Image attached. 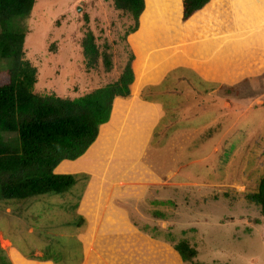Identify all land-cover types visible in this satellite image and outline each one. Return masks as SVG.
Listing matches in <instances>:
<instances>
[{"label": "rangeland", "instance_id": "1", "mask_svg": "<svg viewBox=\"0 0 264 264\" xmlns=\"http://www.w3.org/2000/svg\"><path fill=\"white\" fill-rule=\"evenodd\" d=\"M130 25L110 0H36L28 18L0 24V32L25 29L23 60L36 70L35 92L77 98L118 79L129 60L124 37ZM87 32L93 33L99 52L91 69L81 46ZM170 42L172 48L175 42ZM173 69L165 84L163 78L138 93L165 104L178 101L170 110L174 118L168 112L147 141L146 163L161 180L146 186L141 176L133 177L130 193L113 199L121 214L110 205L103 183H94L80 210L89 227L69 225L77 217L83 178L62 195L0 198V239L11 243L0 242L6 250H0V264H31L13 249L26 258L41 251L55 264L69 252L78 261L76 234H85L87 228L84 264H190L174 250L179 241L196 250L193 264H264V216L252 198L264 178V70L251 81L238 63L224 87L202 97L184 90L176 75L180 68ZM183 72L194 77L192 71ZM6 79L0 60V83ZM200 85L214 88L211 83ZM183 91L190 97H180ZM136 113L132 125L148 115ZM114 120L101 128L104 139ZM120 160L114 171L121 164L123 172V156Z\"/></svg>", "mask_w": 264, "mask_h": 264}, {"label": "trees", "instance_id": "2", "mask_svg": "<svg viewBox=\"0 0 264 264\" xmlns=\"http://www.w3.org/2000/svg\"><path fill=\"white\" fill-rule=\"evenodd\" d=\"M35 1L0 0V24L28 18ZM110 1L131 21L124 37L130 49L129 60L116 81L77 98L35 92L36 70L23 60L25 29L0 32V60L7 74L6 81L0 83L1 199L23 201L62 195L79 178L86 185L88 175L57 174L55 169L87 152L98 138L100 127L110 120L116 98L130 97L135 87L157 81L172 65H184L209 76L207 63L205 66L176 53L180 49L190 56L203 57L213 52L217 73L227 68V58L237 50L246 53L240 62L246 79L255 81V76L264 70V49L249 46L254 37L264 39V0ZM172 39L176 47L173 44L170 48ZM81 46L86 67L91 69L99 54L92 32L85 34ZM172 74L174 70L168 72L161 85ZM177 102L164 103L166 112L175 110ZM252 198L264 216V178ZM159 216V212L153 213L155 219ZM82 223L84 219L77 215L69 225L76 228ZM173 247L183 263L193 264L197 252L186 241Z\"/></svg>", "mask_w": 264, "mask_h": 264}, {"label": "crops", "instance_id": "3", "mask_svg": "<svg viewBox=\"0 0 264 264\" xmlns=\"http://www.w3.org/2000/svg\"><path fill=\"white\" fill-rule=\"evenodd\" d=\"M249 43H250L249 46H253L257 49L258 48L262 50L264 49V39L254 37L250 39ZM176 53L178 54L181 53L183 56H186L187 58H191V60H197L203 62L205 66L207 63L206 67L210 68L211 72L209 73V76L202 75L200 72H197L196 70L184 65H172V67L169 70H167L170 71L172 68H180L182 72L180 73L178 72L176 75L178 76L179 83L184 85L182 88H184V90L191 89L189 92H194L202 97L205 94H211L214 90H220L222 86L224 87L226 82L232 76L235 67L238 65V63L241 62L242 55H245V51L243 50L233 51L234 55L229 56L227 58L228 60L227 68L225 70L220 71V73H217L215 71L213 52L203 57H201L202 56L201 54H197V55L195 54L190 56L187 54L186 51L181 49L178 50ZM206 67H205V71H206ZM183 70L192 71L193 73L191 74L194 77H190V75L184 73ZM147 71L145 74L148 73ZM167 71L161 74L160 79H158L157 81L145 82L140 87L138 88L135 87L130 97L126 99L116 98L112 105V113L110 116V120L106 124L100 127L98 138L92 144V146H90L87 152L76 161L62 162L55 169V173L57 174H85L89 176V180L85 185V190L82 196L79 197L80 202L76 204V208L78 211L77 215L81 216L84 219V223L88 225V227H89V221L85 216V214L82 213L80 210L84 200L90 194L89 191L92 190L91 188L94 183L96 182H98V184L103 183L102 188L103 186H105L108 189V192L106 194H110L109 202L110 205L114 208L112 204L114 198L120 199L124 194L130 193L129 184H131V182L134 183L132 181L133 177L141 176L143 179L141 180L142 182L140 181V178L139 179L136 178V180L140 181L143 184H146V186L156 184L158 180H161V177L157 173H155L152 169H150V166L147 165L146 156H147V149L149 147L148 139H150L151 135L158 132L156 131V126L158 122H161L163 120V118L168 114V112L166 113V110L164 109L163 106L164 103L152 99H144L142 98V96H139L138 93L142 91L144 86L147 84L157 85L158 83H160L162 79L165 78L166 75L168 74ZM213 75L216 76L212 78L211 76ZM220 76L222 79L218 78ZM200 83L214 84L213 85L214 88H211L212 90L208 89V92H204L203 90L205 89L201 87ZM184 92L185 91L181 93L180 97L186 96ZM162 110L164 113L162 112ZM144 111H146L148 115L147 116L143 115L141 118L137 117L136 119H134L136 123L132 125L131 121L133 120L131 119L134 118L133 112L135 113L138 112V114L136 113V115L140 116L141 113ZM169 113H171L174 118V114L171 111H169ZM116 118L119 119L116 120ZM112 120H114L115 125L113 128H111L110 132L107 134V136L104 139L101 135V128H105L107 125H109L112 122ZM117 129H119V131H117ZM161 134L162 137L165 135L162 132ZM133 147H135L136 149L135 151ZM117 151H120L122 153L121 154L120 152H118V156H119L118 158L115 157ZM103 154L106 155V157L104 160H101L99 156ZM122 156H123L122 162L125 163V168L123 169V172L121 171V166H120L121 164L119 165V170L117 168L114 171L113 170L114 165L116 164L117 161H121L120 159ZM127 169L129 173L127 171L124 172V170ZM135 170L137 171L134 172ZM132 173L134 174L132 175ZM118 179L123 180L125 182L124 183L119 182L120 180L118 181ZM119 213L121 214V212ZM88 229L89 228H87L85 234H81V233L76 234L79 239V240L76 239V243L78 246L77 256L79 260L78 261H75V259L73 260V256L69 252H67L65 256V260L60 264H84L86 251L83 243V237H85L86 233L88 232ZM3 241H6L11 246L9 239L4 238L2 236L0 242L3 243ZM0 250H2L3 252L6 251L5 249L3 250L1 248ZM13 251L16 252V254L19 256L21 260L31 264H55L51 259L45 258L43 252L41 251L36 250L33 253L34 256L33 258H26L22 254H20L16 249H13Z\"/></svg>", "mask_w": 264, "mask_h": 264}]
</instances>
